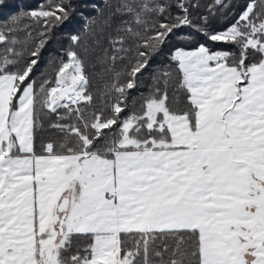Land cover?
<instances>
[{
	"label": "snow or ice",
	"instance_id": "obj_1",
	"mask_svg": "<svg viewBox=\"0 0 264 264\" xmlns=\"http://www.w3.org/2000/svg\"><path fill=\"white\" fill-rule=\"evenodd\" d=\"M191 7L117 0L98 95L74 49L54 80L33 78L68 7L0 27V264H264V0L204 33L225 50L177 49L178 75L154 73L130 103L174 31L195 27ZM25 18L39 28H21ZM48 114L56 138L44 140Z\"/></svg>",
	"mask_w": 264,
	"mask_h": 264
},
{
	"label": "trees",
	"instance_id": "obj_2",
	"mask_svg": "<svg viewBox=\"0 0 264 264\" xmlns=\"http://www.w3.org/2000/svg\"><path fill=\"white\" fill-rule=\"evenodd\" d=\"M117 0H0V27L9 23L13 17L26 14L31 11L41 9L48 10L57 4L68 7L69 18L52 29L51 39L40 52L39 62L34 69L33 78L37 86L44 80H54L56 69L61 60H66V52L74 49L81 53L87 62V72L90 77L91 90L98 95L105 84L110 82L112 77V64L108 60V53L111 52L109 40L115 33L113 29L106 28L105 18L112 11V6ZM193 7L189 9L193 25L183 26L174 31L165 44L161 54L153 58L148 70L140 79V84L136 89L130 91V103L137 106L141 96H146L151 90V77L159 71H173L176 73L175 62L171 56L177 49L191 51L203 44L213 51L225 50L227 45L222 42L211 41L204 33H218L227 29L237 19L250 0H224L223 8L216 4V0H190ZM215 5V6H214ZM178 15L179 13H174ZM207 18L205 23L204 18ZM31 24L33 29L39 26L31 20L24 19L20 25ZM203 29L200 31L199 29ZM152 33H148L151 35ZM20 39H26L24 31L18 33ZM35 43H38L37 33ZM72 36H80L81 43L77 47L71 40ZM99 40V43H97ZM84 49H88L87 52ZM132 63L131 58L123 63L117 62L118 70H125L126 65ZM63 113V109L60 110ZM129 111L126 109V112ZM56 117L48 114L41 121L43 130L39 132V137L44 140L56 138V134L49 129V120Z\"/></svg>",
	"mask_w": 264,
	"mask_h": 264
}]
</instances>
